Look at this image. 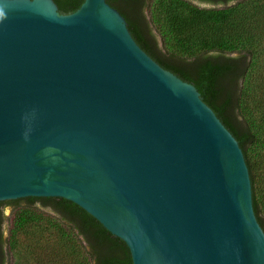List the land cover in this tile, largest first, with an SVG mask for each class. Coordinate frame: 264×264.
<instances>
[{
  "label": "water",
  "instance_id": "water-1",
  "mask_svg": "<svg viewBox=\"0 0 264 264\" xmlns=\"http://www.w3.org/2000/svg\"><path fill=\"white\" fill-rule=\"evenodd\" d=\"M62 198L132 264H264L237 140L105 0H0V202Z\"/></svg>",
  "mask_w": 264,
  "mask_h": 264
},
{
  "label": "trees",
  "instance_id": "trees-1",
  "mask_svg": "<svg viewBox=\"0 0 264 264\" xmlns=\"http://www.w3.org/2000/svg\"><path fill=\"white\" fill-rule=\"evenodd\" d=\"M53 1L67 15L84 0ZM105 1L124 17L137 45L193 85L237 140L249 171L254 214L264 231V0ZM5 203L12 206L5 220L0 215V225L6 223V236L0 235L5 264L8 252L16 255L19 248L25 252L19 264H132L126 244L70 201L23 198L0 205ZM45 223L47 237L61 245L60 251L39 246L38 254L24 247L25 232Z\"/></svg>",
  "mask_w": 264,
  "mask_h": 264
},
{
  "label": "rangeland",
  "instance_id": "rangeland-1",
  "mask_svg": "<svg viewBox=\"0 0 264 264\" xmlns=\"http://www.w3.org/2000/svg\"><path fill=\"white\" fill-rule=\"evenodd\" d=\"M201 7H211L210 4H201ZM150 12H151V7H150ZM150 12L149 9L146 10V14L147 16L150 18ZM159 22L162 21H158V25L159 28H161L162 24H160ZM157 39L160 41V37L158 36V34L155 32ZM25 204V203H23ZM48 210H46V212H48ZM5 214H8L9 216V211L5 210ZM48 226L47 223H45L43 225V227L41 226H37V228H29L26 232H25V237H24V243L23 246H29L32 250H35L36 253L39 254L38 250L39 248L42 246L43 248L45 246H49L50 249H54V250H59L61 249V245H59L57 243V241H55L52 238L47 237L48 236V230L45 229V227ZM24 236V235H23ZM40 246V247H39ZM19 252L20 253H13L10 255L8 252V256H7V264H19L17 263V259H19V257H25V252L22 251V248H19ZM25 262L31 264V262L29 260H23L20 264H24Z\"/></svg>",
  "mask_w": 264,
  "mask_h": 264
},
{
  "label": "flooded vegetation",
  "instance_id": "flooded-vegetation-1",
  "mask_svg": "<svg viewBox=\"0 0 264 264\" xmlns=\"http://www.w3.org/2000/svg\"><path fill=\"white\" fill-rule=\"evenodd\" d=\"M5 210H8L9 211V215H10L11 210H12V206L9 205V204H6V203L0 205V215H1V218H3L4 220H5L6 217H8V214H5ZM5 224L6 223L4 221V223H2L0 225V235H1L2 239H4V237L6 236L5 232H4ZM0 264H5L3 259H0Z\"/></svg>",
  "mask_w": 264,
  "mask_h": 264
}]
</instances>
